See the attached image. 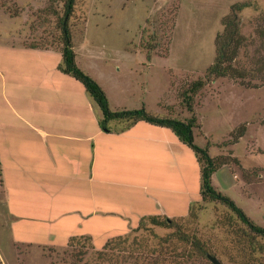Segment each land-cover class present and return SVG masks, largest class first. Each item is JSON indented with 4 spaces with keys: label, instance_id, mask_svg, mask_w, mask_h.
<instances>
[{
    "label": "rangeland",
    "instance_id": "1",
    "mask_svg": "<svg viewBox=\"0 0 264 264\" xmlns=\"http://www.w3.org/2000/svg\"><path fill=\"white\" fill-rule=\"evenodd\" d=\"M237 2L247 4L238 13L244 43L232 62L242 75L205 81L193 99L199 124L195 143L208 144L210 156H225L227 163L212 175L213 186L264 226V0H74L69 26L77 65L103 88L110 109L144 107L153 115L184 120L189 113L179 92L204 77L215 58L222 18ZM62 4L63 0H0V46L16 39L23 45L58 48ZM142 40L152 44L150 58L139 44ZM10 87L5 84V91ZM118 123L109 121L108 126ZM186 148L188 155L174 154L177 164L163 182L190 203L198 202L194 221L185 207L169 211L187 234L200 239L206 254L176 238L163 241L174 229L147 224L148 229L132 231L133 227L109 237L122 241L109 250L113 256L118 252L117 263L130 252L164 257L167 264H213L207 254L222 264H234L238 245L227 220L221 221L227 211L218 202L201 201L199 165ZM8 235L0 227V264H114L97 257L105 242L97 241V246L75 237L60 248L35 247L6 241Z\"/></svg>",
    "mask_w": 264,
    "mask_h": 264
},
{
    "label": "crops",
    "instance_id": "2",
    "mask_svg": "<svg viewBox=\"0 0 264 264\" xmlns=\"http://www.w3.org/2000/svg\"><path fill=\"white\" fill-rule=\"evenodd\" d=\"M16 42L0 46V227L8 231L6 241L60 248L89 237L102 244L142 216L188 210L189 199L163 182L177 164L174 154L188 155L170 129L142 121L102 129L93 99L58 68L59 49ZM5 84H11L7 91Z\"/></svg>",
    "mask_w": 264,
    "mask_h": 264
},
{
    "label": "trees",
    "instance_id": "3",
    "mask_svg": "<svg viewBox=\"0 0 264 264\" xmlns=\"http://www.w3.org/2000/svg\"><path fill=\"white\" fill-rule=\"evenodd\" d=\"M246 6L247 4L244 2H237L230 6L228 14L222 18L223 30L215 37V58L213 63L206 68L203 78H197L179 92L181 105L189 113V116L184 120L169 116L153 115L146 111L144 107L138 109H110L108 97L103 88L95 79L85 73L76 62V53L72 42L71 28L69 26V19L72 16L74 8V0H63L62 14L59 16L57 22L59 31L58 49L61 54V62L58 68L63 73L76 79L93 99L101 113L98 123L102 129H109V121L126 122L128 125L142 121L150 125L170 129L179 142L188 146L194 152L199 165L201 201L218 202L227 211L221 221L224 223L227 220L226 223L231 228L235 242L238 245L237 259H232L234 264H264V226L255 223L230 197L222 194L213 186L212 175L219 167L227 163L226 158L225 156H210L208 144L204 147L197 145L194 134V130L199 127V124L197 123V117L195 115L193 99L204 86L205 81L210 78L222 76L239 77L242 75L240 70L233 67L232 62H234L239 48L244 43V37L240 34L239 30L238 13ZM139 44L141 48L147 50V57L150 58L151 51H153L152 44L144 40L140 41ZM241 135L240 132V136L238 137H241ZM197 204L198 202L189 204L187 210L189 220L194 221L197 219V211L199 210ZM147 224L174 229L165 238H162L165 242L176 238L179 242H183L191 248L193 247L200 255H205L207 252V249L200 239L194 235L187 234L184 231L183 225L176 218L159 214L145 215L140 218L138 224L132 231L148 229L146 227ZM73 239L71 238L68 243ZM84 239L92 242L89 237H84ZM122 239L125 240V238ZM120 240L119 237L108 238L102 246V249L98 251L97 257L104 262H112L114 260V264H122L127 259H129L127 264H167L164 257H151L144 253H139L138 255V253L134 254L130 252L128 253L129 256L121 257V260H123L121 263H117L119 257L118 252L113 256L114 253L109 250L118 247L122 242ZM181 263L185 264V262Z\"/></svg>",
    "mask_w": 264,
    "mask_h": 264
},
{
    "label": "water",
    "instance_id": "4",
    "mask_svg": "<svg viewBox=\"0 0 264 264\" xmlns=\"http://www.w3.org/2000/svg\"><path fill=\"white\" fill-rule=\"evenodd\" d=\"M207 257L209 258V260H210L213 264H222V263L220 262V260H218V258H216V257L213 256V255L208 254Z\"/></svg>",
    "mask_w": 264,
    "mask_h": 264
}]
</instances>
